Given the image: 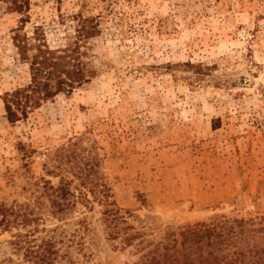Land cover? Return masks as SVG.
<instances>
[{"label":"rangeland","instance_id":"374dc122","mask_svg":"<svg viewBox=\"0 0 264 264\" xmlns=\"http://www.w3.org/2000/svg\"><path fill=\"white\" fill-rule=\"evenodd\" d=\"M20 17L0 3V203L29 201L42 178L57 185L43 165L72 141L99 164L129 234L141 233L115 249L100 207L79 210L94 229L77 264H134L186 225L264 216V0L32 2L22 31L39 26L50 48L96 25L78 41L92 74L9 124L3 93L28 78L9 38Z\"/></svg>","mask_w":264,"mask_h":264},{"label":"trees","instance_id":"16d2710c","mask_svg":"<svg viewBox=\"0 0 264 264\" xmlns=\"http://www.w3.org/2000/svg\"><path fill=\"white\" fill-rule=\"evenodd\" d=\"M35 1L0 0L4 9L21 14V24L11 30L9 38L28 76L24 84L3 93L9 124L26 119L58 95H70L92 74L82 60L78 41L95 34L96 25L83 24L72 43L50 48L39 26L29 34L22 31ZM47 157L50 166L43 165L45 174L57 178V185L42 178L29 201L0 203V235H9L0 264H77L73 254L84 252L86 238L94 229L90 219L78 211L91 212L93 204L100 207L99 221L113 248L123 250L141 237V233L129 234L126 219L110 202L111 188L99 164L80 157L77 143L69 141ZM139 251L143 253L134 264H264V216L215 215L208 222L167 233Z\"/></svg>","mask_w":264,"mask_h":264}]
</instances>
